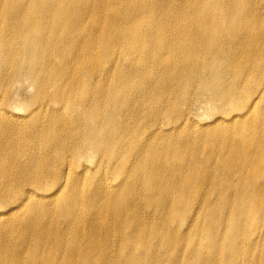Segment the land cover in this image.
Wrapping results in <instances>:
<instances>
[{
    "label": "bare ground",
    "instance_id": "1",
    "mask_svg": "<svg viewBox=\"0 0 264 264\" xmlns=\"http://www.w3.org/2000/svg\"><path fill=\"white\" fill-rule=\"evenodd\" d=\"M261 85L264 0H0V264H264Z\"/></svg>",
    "mask_w": 264,
    "mask_h": 264
},
{
    "label": "rangeland",
    "instance_id": "2",
    "mask_svg": "<svg viewBox=\"0 0 264 264\" xmlns=\"http://www.w3.org/2000/svg\"><path fill=\"white\" fill-rule=\"evenodd\" d=\"M254 87V86H253ZM264 86L263 85H261V86H259V87H257V88H259V90L255 87V88H253V91L254 92H256V95H254L255 93H253V96L254 97H252L251 98V100L249 101V103H248V106L249 105H251V103H252V101H253V99L255 98V97H262L263 95H264V91H262V88H263ZM16 90V89H15ZM259 92H261L260 94H257V92L258 91ZM258 92V93H259ZM4 93V91L2 90V89H0V96L2 95ZM30 95H32V90L30 89V88H28V87H24V89L20 92V96L18 97V99H17V101H16V103H15V105L18 107V113L20 114V115H24V114H26L27 113V111H29V109H30V107H29V104L27 103V98L30 96ZM221 102H222V100H220ZM216 104H220L221 106L222 105H225V104H221V103H216ZM220 105H218V106H220ZM227 106H228V108H227V110H231V108H232V106L230 105V104H226ZM217 110H213L212 111V113H208V117L206 118V119H203V120H200L199 121V123H198V126H197V128H199V127H201V126H204V125H206V124H210L211 123V121H212V118H210V117H212V116H214V115H217V112H216ZM161 122H165L164 120H158V123H161ZM167 127H169V126H167ZM155 128L157 129H154L153 128V130L150 132V134L151 135H153V134H155L156 135V140L158 141V145H163V142H164V136L162 137L161 136V133H162V135H166V134H170V135H168L169 136V140H170V142L173 140V141H175L174 139H175V133H177V132H174L173 130H171V131H169L170 130V128L171 127H169V129H167L166 127H162V128H157L156 126H155ZM166 128V129H165ZM150 129V128H149ZM155 130V131H154ZM158 130H159V132H158ZM150 131V130H149ZM153 131H154V133H153ZM193 135V131H192V133L191 134H189V137H191ZM183 136L184 137H188V133L185 131L184 132V134H183ZM188 137V138H189ZM172 141V142H173ZM161 147H163V146H161ZM207 150H209V149H207ZM96 162H97V159H93V161H92V163L93 164H96ZM89 162H87V161H85V164L87 165ZM90 166V165H89ZM264 180V178L262 179V181ZM259 226V225H258ZM258 230H259V228H258ZM258 230H256V231H258ZM17 234V233H16ZM2 235L3 234H0V237L2 238ZM173 241L176 243L175 244V247L172 249V253L174 254V255H177V256H183V257H187V255L189 254V251H191V249H189V248H186L185 247V245L184 244H187V238H180V236H175V238H173ZM249 242H254V243H257V245H260V247H261V245H263V243H264V238H257V236H254V238L252 237V238H250V240H249ZM264 251V250H263ZM240 264H247V261H246V259H244V260H242V263H240Z\"/></svg>",
    "mask_w": 264,
    "mask_h": 264
}]
</instances>
